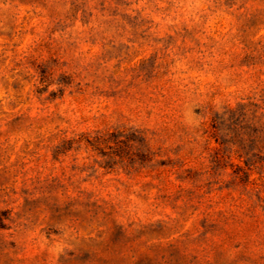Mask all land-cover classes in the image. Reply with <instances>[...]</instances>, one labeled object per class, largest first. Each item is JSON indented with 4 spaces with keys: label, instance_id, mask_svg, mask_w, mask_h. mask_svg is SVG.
I'll list each match as a JSON object with an SVG mask.
<instances>
[{
    "label": "rangeland",
    "instance_id": "obj_1",
    "mask_svg": "<svg viewBox=\"0 0 264 264\" xmlns=\"http://www.w3.org/2000/svg\"><path fill=\"white\" fill-rule=\"evenodd\" d=\"M0 264H264V0H0Z\"/></svg>",
    "mask_w": 264,
    "mask_h": 264
}]
</instances>
